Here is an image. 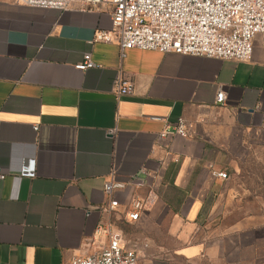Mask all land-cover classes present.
Instances as JSON below:
<instances>
[{
	"label": "crops",
	"instance_id": "obj_1",
	"mask_svg": "<svg viewBox=\"0 0 264 264\" xmlns=\"http://www.w3.org/2000/svg\"><path fill=\"white\" fill-rule=\"evenodd\" d=\"M111 11L0 0V264L98 253L105 224L147 243L142 264H264V46L255 41L245 62L121 57L94 40L112 32ZM87 53L96 67L77 71ZM118 77L130 95L117 97ZM177 118L188 137L159 139ZM28 160L34 175L20 176ZM140 169L157 199L136 224L125 219L128 191L115 211L98 210L111 171L124 181Z\"/></svg>",
	"mask_w": 264,
	"mask_h": 264
},
{
	"label": "built area",
	"instance_id": "obj_2",
	"mask_svg": "<svg viewBox=\"0 0 264 264\" xmlns=\"http://www.w3.org/2000/svg\"><path fill=\"white\" fill-rule=\"evenodd\" d=\"M29 8L66 12L79 6L80 9L110 5L111 33L97 32L95 41L115 43L121 57L131 49L152 51L160 54L203 57L222 61H249L256 39L264 46V0H14ZM90 54L74 66L84 72L95 68ZM117 97L130 95L132 85L118 77L115 80ZM225 95L219 90L217 104H223ZM37 127H34L36 131ZM114 131H109L112 135ZM188 137L187 125L177 118L171 130L164 129L159 139L168 135ZM34 175V161L28 160L20 176ZM219 179L225 173H213ZM111 171L103 183V194L108 198L106 207L98 210L115 211L120 203L117 192H129L125 219L136 224L155 203L157 196L152 187V176L144 169L130 175L124 181L115 180ZM4 179L0 170V180ZM97 233H104L107 245L98 253L74 257L68 264H142L147 243L125 240L111 224L99 225Z\"/></svg>",
	"mask_w": 264,
	"mask_h": 264
},
{
	"label": "rangeland",
	"instance_id": "obj_3",
	"mask_svg": "<svg viewBox=\"0 0 264 264\" xmlns=\"http://www.w3.org/2000/svg\"><path fill=\"white\" fill-rule=\"evenodd\" d=\"M256 41H258L259 42V39H256ZM134 233V232H133ZM132 234V233H131Z\"/></svg>",
	"mask_w": 264,
	"mask_h": 264
}]
</instances>
